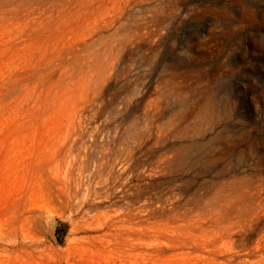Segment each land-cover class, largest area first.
<instances>
[{
	"label": "rangeland",
	"instance_id": "374dc122",
	"mask_svg": "<svg viewBox=\"0 0 264 264\" xmlns=\"http://www.w3.org/2000/svg\"><path fill=\"white\" fill-rule=\"evenodd\" d=\"M22 1L0 0V16L21 27L38 15L65 17L80 30L73 36L78 52L83 35L93 50L113 47V73L92 126L116 135L111 147L130 157L123 185L91 165L86 199L100 207L89 219L102 215L98 222L108 223L134 199L147 209V230L136 248L102 246L88 239L96 231L71 229L83 216L78 202L54 203L35 223L23 219L7 230L2 222L13 213L0 190V264H264V0H93L100 13L88 21L86 0ZM8 109L0 107V136L8 125L3 115L15 116ZM30 189L42 196L40 185ZM218 205L220 231L205 235L221 215ZM163 206L175 215H162ZM188 224L187 239L176 227ZM169 238L182 245L163 251Z\"/></svg>",
	"mask_w": 264,
	"mask_h": 264
},
{
	"label": "bare ground",
	"instance_id": "6f19581e",
	"mask_svg": "<svg viewBox=\"0 0 264 264\" xmlns=\"http://www.w3.org/2000/svg\"><path fill=\"white\" fill-rule=\"evenodd\" d=\"M92 2L83 3L87 21L100 13V8ZM24 4L32 5L28 1ZM33 11L32 8L34 14ZM3 14L0 16V107L2 114L10 107L8 110L15 116L3 115V122L8 125L0 136V190L7 202L5 207L13 213L2 225L11 230L23 219L35 223L36 215L50 211L54 203L73 208L78 202L83 216L71 229L96 231L88 239L102 246L114 242L136 248L142 243L141 234L147 230L141 217L147 210L145 206L137 205L134 199L125 201L122 215L109 216L108 223L101 224L98 220L102 215L94 217L97 222L89 219L93 217L90 213L100 206L86 199L91 165L103 166L114 184L123 185L126 181L123 173L128 168L130 150L122 146L114 150L111 142L116 135L110 136L92 126L97 112L94 106L102 102L105 83L113 73V47L93 50L83 35L85 47L78 52L73 36L80 30L65 17L38 15L31 22L25 19V26L21 27L19 20L9 21L6 13ZM14 30H17L15 38ZM118 109L119 106L115 108ZM119 163H126L125 168L116 174ZM140 173L138 169L129 174ZM34 184L40 185L42 196L29 194ZM215 207L218 215L224 210L221 205ZM159 210L168 217L175 215L172 208L163 206ZM222 216L217 217L216 226L206 230L205 235L220 231L218 223ZM46 224L52 234L56 230L53 219L47 217ZM158 231L167 232L168 228ZM176 231L187 239L193 236L191 224L176 227ZM106 235L111 238L103 241L102 236ZM182 241L169 238L163 251L177 249ZM56 243L53 240L50 245L55 252L59 248ZM19 246L23 250L33 247Z\"/></svg>",
	"mask_w": 264,
	"mask_h": 264
},
{
	"label": "water",
	"instance_id": "95a60500",
	"mask_svg": "<svg viewBox=\"0 0 264 264\" xmlns=\"http://www.w3.org/2000/svg\"><path fill=\"white\" fill-rule=\"evenodd\" d=\"M49 236L55 241V242H57L58 240L56 239V230L55 231H53V233L51 234V233H49Z\"/></svg>",
	"mask_w": 264,
	"mask_h": 264
}]
</instances>
